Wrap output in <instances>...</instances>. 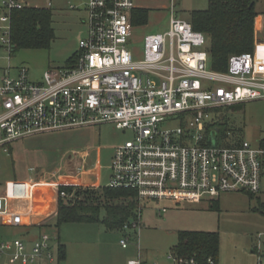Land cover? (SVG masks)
Listing matches in <instances>:
<instances>
[{
    "label": "built area",
    "instance_id": "obj_1",
    "mask_svg": "<svg viewBox=\"0 0 264 264\" xmlns=\"http://www.w3.org/2000/svg\"><path fill=\"white\" fill-rule=\"evenodd\" d=\"M26 6L24 0H2L1 45L10 46L11 11ZM134 9L133 0H87L85 35L70 65L47 69L41 83L31 82L25 68L16 78L6 72L0 83V149L8 152L12 143L45 132L103 124L131 132L132 139L114 149L107 182V188L134 192L139 202L138 220L122 231L137 227L148 201L214 202L223 193L264 194V147L237 133L233 145L231 132L221 141L207 132L224 109L264 101V63L253 51L230 56L225 72L212 70L205 35L173 14L168 30L144 36L141 55L134 56L129 49ZM33 186H6L0 225L26 227V214L13 209L11 199L29 204ZM60 187L58 198H73ZM23 236L0 239V264L55 261L57 244L48 235ZM129 242L123 237L119 244L126 249ZM127 264L143 263L137 258Z\"/></svg>",
    "mask_w": 264,
    "mask_h": 264
},
{
    "label": "rangeland",
    "instance_id": "obj_2",
    "mask_svg": "<svg viewBox=\"0 0 264 264\" xmlns=\"http://www.w3.org/2000/svg\"><path fill=\"white\" fill-rule=\"evenodd\" d=\"M28 7L48 8L52 12L55 39L48 49H21L10 54L0 44V83L9 70L16 78L21 68L28 70L31 82L41 83L47 69L65 67L78 51L84 37V6L87 0H24ZM136 8L146 9V24L135 26L129 49L134 56L141 55L143 39L147 34L168 30L169 18L187 19L191 11L205 10L208 0H133ZM70 6L75 9H70ZM0 0V16L2 13ZM256 10L264 12V0H257ZM258 23V21H257ZM5 24L0 23V26ZM228 125L237 136L252 146L264 141V101H252L224 109ZM132 133H123L111 124L76 128L37 134L18 140L0 149V192L12 182L25 183L46 177L59 181L70 176L84 179L88 187H107L108 166L114 149L131 140ZM264 147V146H262ZM80 168L81 173L75 171ZM74 171L73 175L72 172ZM75 175V176H74ZM83 176V177H82ZM71 178V177H70ZM70 187V186H68ZM75 191V190H74ZM209 201L180 203L166 201L145 202L137 227L124 231L107 232L100 224L55 225V219L46 221V227L19 229L0 226V239H37L45 233L51 244L67 245L70 251L98 249L102 245L125 259H137V246L142 257L170 259L171 249L177 244L178 232H216L220 238L219 264L264 263V215L258 211L264 204V194L250 197L242 192L223 193L215 206ZM165 207L164 212H160ZM103 212L101 213V216ZM133 221H130L132 225ZM129 237L128 248L123 250L119 240ZM33 240V239H32Z\"/></svg>",
    "mask_w": 264,
    "mask_h": 264
},
{
    "label": "trees",
    "instance_id": "obj_3",
    "mask_svg": "<svg viewBox=\"0 0 264 264\" xmlns=\"http://www.w3.org/2000/svg\"><path fill=\"white\" fill-rule=\"evenodd\" d=\"M251 0H208L205 10L191 11L186 19L192 29L205 35L208 42L210 67L217 72L227 71L228 59L232 55L254 51V20L258 16L256 3ZM146 9L132 11V24L141 26L147 21ZM52 12L48 8L24 7L10 13L9 42L6 47L10 54L21 49H48L54 41ZM69 59L67 65L72 63ZM236 106L226 108L231 110ZM228 117H222L207 128L221 141L231 132L230 143L237 145L236 131L229 127ZM234 137H236L234 139ZM229 145V143H225ZM264 146V141H261ZM73 194L71 199H58L55 225L100 224L108 232L122 231L125 224L138 220L139 202L134 192L122 189L60 187ZM75 190V191H74ZM32 193V201L34 194ZM250 195V194H248ZM250 197H254L250 195ZM216 201L212 202L215 206ZM143 208V206H142ZM142 210V209H141ZM140 210V212H141ZM258 211L264 215V204ZM103 215L101 216V213ZM220 238L216 232H178L177 244L171 249V256L177 264H218ZM59 259L65 256V246L57 244ZM190 264V263H189Z\"/></svg>",
    "mask_w": 264,
    "mask_h": 264
},
{
    "label": "crops",
    "instance_id": "obj_4",
    "mask_svg": "<svg viewBox=\"0 0 264 264\" xmlns=\"http://www.w3.org/2000/svg\"><path fill=\"white\" fill-rule=\"evenodd\" d=\"M258 13H259L258 16L254 20V36H255L254 53L256 55L258 62L264 63V12H258ZM5 74L6 73L3 70L2 78L5 76ZM8 75H9V70H8ZM108 170L110 173V165L108 166ZM73 173L74 171L72 172V175ZM70 177L63 178L59 181H52L46 177L44 178L41 176L39 180H32L29 182L27 181V183L34 184L33 186L34 187L33 191H35L34 201H31L29 204L16 203V201L11 199V203H12L11 207L13 209L21 210L23 213L26 214L25 223L28 225L25 224L26 227H13V228H19L22 230L23 229L29 230L32 228H42L47 226L46 225L47 220L51 221L52 218L55 219V215L57 213V208H58V199H59L57 194L58 188L60 186H73V187H79L82 185L87 186L83 178L82 179L80 178L78 180L76 177L73 176ZM5 193H7L5 190L0 192V194H5ZM8 193L10 194V192ZM4 227H8V226H4ZM34 237L31 236V239H34ZM62 245L65 246V256L63 259H59L56 253V259L54 262L49 263L42 261L38 264H127V262L131 260V259H125L126 258L125 255L122 256V255L114 254L110 249L108 248L105 249V247H103L102 245L98 249H92V250L80 249L73 251H70L67 245L65 244ZM136 251H137V258L141 259L143 264H175L171 258L166 259L163 257H157L151 260L147 255L142 257V252L139 246H137Z\"/></svg>",
    "mask_w": 264,
    "mask_h": 264
},
{
    "label": "water",
    "instance_id": "obj_5",
    "mask_svg": "<svg viewBox=\"0 0 264 264\" xmlns=\"http://www.w3.org/2000/svg\"><path fill=\"white\" fill-rule=\"evenodd\" d=\"M256 2H257V0H251L250 4L253 5Z\"/></svg>",
    "mask_w": 264,
    "mask_h": 264
}]
</instances>
